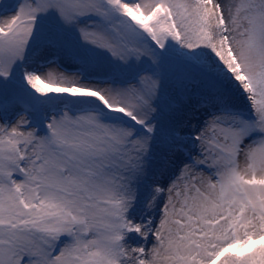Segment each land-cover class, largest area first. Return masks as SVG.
<instances>
[{"label":"snow or ice","instance_id":"snow-or-ice-1","mask_svg":"<svg viewBox=\"0 0 264 264\" xmlns=\"http://www.w3.org/2000/svg\"><path fill=\"white\" fill-rule=\"evenodd\" d=\"M0 264H264V0H0Z\"/></svg>","mask_w":264,"mask_h":264},{"label":"rangeland","instance_id":"rangeland-1","mask_svg":"<svg viewBox=\"0 0 264 264\" xmlns=\"http://www.w3.org/2000/svg\"><path fill=\"white\" fill-rule=\"evenodd\" d=\"M16 3H18V0H9V4H10V5H14V4H16ZM11 10H12V11H15V8L13 7ZM67 67L69 68L70 71L73 70V69L71 68V66H67Z\"/></svg>","mask_w":264,"mask_h":264}]
</instances>
